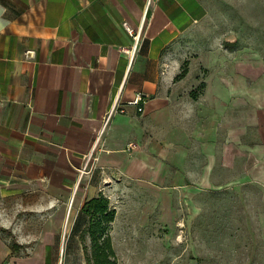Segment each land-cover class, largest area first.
Listing matches in <instances>:
<instances>
[{
  "label": "crops",
  "instance_id": "0c3cea01",
  "mask_svg": "<svg viewBox=\"0 0 264 264\" xmlns=\"http://www.w3.org/2000/svg\"><path fill=\"white\" fill-rule=\"evenodd\" d=\"M101 193L117 256L211 197L264 226V0H0V264H87Z\"/></svg>",
  "mask_w": 264,
  "mask_h": 264
},
{
  "label": "rangeland",
  "instance_id": "374dc122",
  "mask_svg": "<svg viewBox=\"0 0 264 264\" xmlns=\"http://www.w3.org/2000/svg\"><path fill=\"white\" fill-rule=\"evenodd\" d=\"M182 43L179 40L173 55L181 70L189 62L181 59ZM206 201V213L200 217L120 232L119 264H264L261 200Z\"/></svg>",
  "mask_w": 264,
  "mask_h": 264
},
{
  "label": "trees",
  "instance_id": "16d2710c",
  "mask_svg": "<svg viewBox=\"0 0 264 264\" xmlns=\"http://www.w3.org/2000/svg\"><path fill=\"white\" fill-rule=\"evenodd\" d=\"M189 71L188 62L185 63L176 79L183 78ZM202 89V86L198 88ZM83 212L88 216V226L83 232L91 239L87 249V264H119L112 237V224L116 218V209L111 206L110 199L103 193L89 199Z\"/></svg>",
  "mask_w": 264,
  "mask_h": 264
},
{
  "label": "built area",
  "instance_id": "2783aa9c",
  "mask_svg": "<svg viewBox=\"0 0 264 264\" xmlns=\"http://www.w3.org/2000/svg\"><path fill=\"white\" fill-rule=\"evenodd\" d=\"M125 25H126L128 31H129V32L134 36V38L138 41V39H139V35H138V34H135L134 29H133L128 23H126ZM133 53H134V52H133ZM142 100H143V96H142L141 94H139V95H138V96H137V97L131 102L132 104H137V105L139 106L138 109H139V111H141V112L144 111V106L141 104V103H142ZM119 110H123V109H120V105L117 103V104L113 107V109L111 110V112H109V114H108V116H107V118H106L105 127L108 125L109 120H110L112 114L115 113V112H117V111H119ZM132 147H134V144H133ZM5 264H15V263H13V262H11V261H8V262H6ZM60 264H63V261H61Z\"/></svg>",
  "mask_w": 264,
  "mask_h": 264
}]
</instances>
